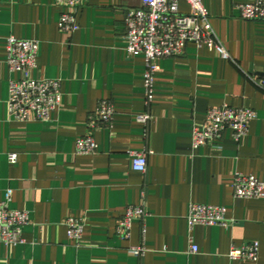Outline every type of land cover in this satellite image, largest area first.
Returning <instances> with one entry per match:
<instances>
[{
  "label": "crops",
  "instance_id": "0c3cea01",
  "mask_svg": "<svg viewBox=\"0 0 264 264\" xmlns=\"http://www.w3.org/2000/svg\"><path fill=\"white\" fill-rule=\"evenodd\" d=\"M253 1L203 0L231 60L194 44L160 59L148 107L145 58L128 56L125 26L142 0H89L75 33L59 28L55 0H0V202L11 190L10 207L31 215L23 244H0V264H264V198L236 199L232 188L237 173L264 181V21L244 20L238 9ZM181 12H189L186 3ZM11 36L40 43L33 79L63 82L51 122L10 118L9 81L20 78L7 65ZM102 101L115 107L110 126L95 116ZM222 105L256 111L248 136L237 142L227 132L194 150V127ZM144 113L152 117L147 129L136 120ZM90 121L98 152L77 155ZM143 149L146 173L133 170L129 155ZM192 204L223 206L233 222L190 228ZM131 206L147 216L123 239L117 224ZM70 217L84 222L78 246L68 237ZM245 243L259 244L257 262L228 257L232 245ZM140 246L145 253L135 257L131 249Z\"/></svg>",
  "mask_w": 264,
  "mask_h": 264
},
{
  "label": "built area",
  "instance_id": "2783aa9c",
  "mask_svg": "<svg viewBox=\"0 0 264 264\" xmlns=\"http://www.w3.org/2000/svg\"><path fill=\"white\" fill-rule=\"evenodd\" d=\"M89 0H55L62 9L59 28L66 33L80 30L79 12ZM181 3H186L188 13L181 12ZM241 18L247 21H264V0L240 4ZM127 53L129 57L139 55L145 58L144 89L146 106L154 103L156 76L159 72L157 62L164 58L182 56L189 44L199 49L207 48L220 57L231 60L225 47L217 39L210 15L203 0H142L140 8L129 9L125 17ZM40 43L35 40L18 39L11 36L7 40V65L11 73L20 78L9 81L8 108L10 118L17 122H51L53 114L59 109L62 98L61 79H33L31 72L38 67ZM100 124L110 126L115 116L112 102H100L96 111ZM256 111L249 108H233L228 105L209 108L205 122L194 127L192 147L194 150L220 142L225 133L230 132L233 139L241 142L250 132L251 124L256 120ZM152 117L149 113L137 116V122L147 129ZM97 124L90 121L88 132L76 141V154L89 156L98 152V144L93 136ZM132 168L136 172L146 173L148 151H131ZM11 164L18 161L17 154H10ZM236 199L255 200L264 198V181L254 175L237 173L232 185ZM12 191H8L5 201L0 202V244L16 246L23 244V230L31 223L28 211L10 207ZM143 206L128 207L118 220L117 234L129 239L135 220L146 218ZM190 228L204 226H231L227 218V209L223 206L192 204L187 217ZM264 223V220H263ZM68 237L75 245H80L84 233V222L70 217L66 221ZM196 253L198 248L191 246ZM132 255L142 257L143 246L133 247ZM260 256L258 243L232 245L228 257L233 260L257 262Z\"/></svg>",
  "mask_w": 264,
  "mask_h": 264
}]
</instances>
